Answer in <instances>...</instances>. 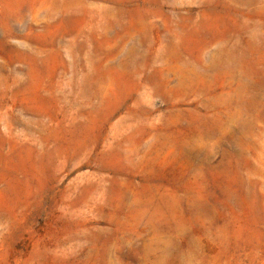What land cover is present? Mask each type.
<instances>
[{"label": "rangeland", "instance_id": "obj_1", "mask_svg": "<svg viewBox=\"0 0 264 264\" xmlns=\"http://www.w3.org/2000/svg\"><path fill=\"white\" fill-rule=\"evenodd\" d=\"M0 264H264V0H0Z\"/></svg>", "mask_w": 264, "mask_h": 264}]
</instances>
